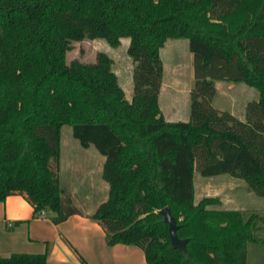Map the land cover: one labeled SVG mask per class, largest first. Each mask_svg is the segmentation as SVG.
<instances>
[{
  "label": "trees",
  "instance_id": "trees-1",
  "mask_svg": "<svg viewBox=\"0 0 264 264\" xmlns=\"http://www.w3.org/2000/svg\"><path fill=\"white\" fill-rule=\"evenodd\" d=\"M128 39L133 97L112 60L67 63L74 43ZM185 39L194 87L187 122H166L158 97L160 52ZM215 82L254 89L245 120L212 104ZM105 158L106 201L90 216L108 246L140 248L147 264H247L256 215L194 202V177L242 179L264 199V0H0V203L23 197L54 224L78 214L59 185L61 131ZM168 207L186 251L170 244ZM264 224V219L262 220ZM0 264H46L16 253Z\"/></svg>",
  "mask_w": 264,
  "mask_h": 264
},
{
  "label": "rangeland",
  "instance_id": "rangeland-1",
  "mask_svg": "<svg viewBox=\"0 0 264 264\" xmlns=\"http://www.w3.org/2000/svg\"><path fill=\"white\" fill-rule=\"evenodd\" d=\"M160 52L163 67V89H161L159 104L162 109L163 119L187 122L190 117V92L194 87L193 57L185 39H170ZM128 39L121 40V46L112 49L101 40H84L74 43L72 50L67 54V63L77 60L85 64H94L97 56L106 54L112 60V71L119 78L120 86L127 95H133L132 74L135 64L127 54ZM231 86V87H230ZM248 88V89H247ZM257 96L254 89L241 83L215 82V96L212 99L213 106L220 112H229L238 118L237 113L245 101H251ZM245 99V101H244ZM247 101V102H248ZM173 113V115H171ZM98 155L99 152L93 148ZM90 151H85L79 142L73 138L72 129L65 126L61 131L60 161L63 164L62 181L66 185L64 196L69 197L73 186L78 184L79 191L72 193L81 203L83 196H93L90 184L96 178V160H86ZM77 163L79 172L67 171L68 162ZM87 161V162H86ZM82 168L83 171H82ZM88 174V175H87ZM79 180L82 182L79 184ZM206 197L216 198L219 205L212 207L218 210H233L242 213L245 219L256 215L255 235L264 240V199L257 197L246 182L229 175H220L210 178L201 177L196 173L194 177V202ZM93 197L90 200L93 202ZM95 202V201H94ZM89 203V202H88ZM76 206V205H74ZM92 210V206L86 208ZM247 264H264V247L261 245H248Z\"/></svg>",
  "mask_w": 264,
  "mask_h": 264
},
{
  "label": "crops",
  "instance_id": "crops-1",
  "mask_svg": "<svg viewBox=\"0 0 264 264\" xmlns=\"http://www.w3.org/2000/svg\"><path fill=\"white\" fill-rule=\"evenodd\" d=\"M121 89L126 100L130 102L133 95L129 97L122 87ZM161 89H163V83ZM159 99L160 94L158 104ZM257 100L258 94L251 101L247 100V102L244 99V105L242 104L238 111L237 119L244 121L247 105ZM159 109L163 116L160 104ZM166 122L179 121L166 119ZM93 148L94 146H90L85 149L90 151V155L85 157L89 164L91 158L97 162L96 178L90 184L93 196H83L81 199L84 200L80 203L72 194L79 192L76 191L78 184H71L74 189L69 192V198L73 206L76 205L74 207L78 210V214L70 216L62 223L54 224L52 218L55 215L52 212L47 211L42 217L35 214L30 204L21 196H9L0 203V258H7L16 253H46V264H147L144 252L138 247L121 244L108 246L105 232L90 218L98 206L106 201L109 191L108 184L102 178L105 158L95 153ZM67 164V171L79 172L77 163L70 161ZM63 169L59 159V185L63 191H66L67 184L62 181L61 175ZM78 182L81 185L82 181ZM83 183L84 181L82 186ZM90 197L94 198L93 202ZM89 204L92 210L86 209ZM261 246L264 247V244Z\"/></svg>",
  "mask_w": 264,
  "mask_h": 264
},
{
  "label": "water",
  "instance_id": "water-1",
  "mask_svg": "<svg viewBox=\"0 0 264 264\" xmlns=\"http://www.w3.org/2000/svg\"><path fill=\"white\" fill-rule=\"evenodd\" d=\"M160 214L163 217V221L168 225V234H169V238H170V244L173 248L179 249L183 252L186 251V240H180L177 237L176 231H177V226H176V222L173 218V216L171 215L170 209L168 207L162 209L160 211Z\"/></svg>",
  "mask_w": 264,
  "mask_h": 264
},
{
  "label": "built area",
  "instance_id": "built-area-1",
  "mask_svg": "<svg viewBox=\"0 0 264 264\" xmlns=\"http://www.w3.org/2000/svg\"><path fill=\"white\" fill-rule=\"evenodd\" d=\"M39 216H44L45 215V212L44 211H41L40 213H38Z\"/></svg>",
  "mask_w": 264,
  "mask_h": 264
}]
</instances>
